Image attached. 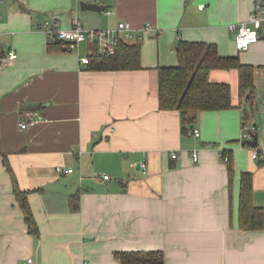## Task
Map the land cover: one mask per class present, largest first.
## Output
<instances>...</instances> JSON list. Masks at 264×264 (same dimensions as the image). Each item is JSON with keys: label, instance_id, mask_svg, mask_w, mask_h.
I'll list each match as a JSON object with an SVG mask.
<instances>
[{"label": "crops", "instance_id": "crops-1", "mask_svg": "<svg viewBox=\"0 0 264 264\" xmlns=\"http://www.w3.org/2000/svg\"><path fill=\"white\" fill-rule=\"evenodd\" d=\"M81 1H0V264H122L115 252L128 250L163 251V264H264V228L240 224L243 171L252 172L253 202L264 207V152L254 157L242 143L255 127L264 145V37L237 50L230 28L247 21L254 0H85L107 5L101 13ZM75 16L91 28L125 20L162 32L129 41L141 43L142 68L90 69L81 60L87 43L50 49L36 28L48 17L68 28ZM182 39L217 43L221 54L253 64V104L237 68H216L210 80L230 83L233 107L202 110L189 126L179 109H162L159 68L179 63ZM11 50L17 57L4 62ZM25 109L42 118L23 129Z\"/></svg>", "mask_w": 264, "mask_h": 264}, {"label": "trees", "instance_id": "trees-1", "mask_svg": "<svg viewBox=\"0 0 264 264\" xmlns=\"http://www.w3.org/2000/svg\"><path fill=\"white\" fill-rule=\"evenodd\" d=\"M50 49L54 45L66 47L63 41H49ZM179 63L159 68V99L164 110L179 109L185 126L192 125L202 110H218L233 107L232 89L228 82L210 80V72L216 68H237L240 71V92L246 95L253 104L256 90L255 67L245 63L238 55H223L217 43L206 41L180 40L177 47ZM90 69L118 70L139 69L141 62V43L122 41L114 53L102 54L94 47L91 60L87 63ZM27 109L24 110V113ZM36 110V109H28ZM246 120L249 114L245 116ZM0 147V153H1ZM230 173L233 175L231 157ZM15 193L24 210L29 231L39 232L27 191L22 190L15 179ZM76 207V204H75ZM240 224L244 229L264 228V207L253 202L252 172L245 170L241 174L240 185ZM115 255L122 264H163V251H116Z\"/></svg>", "mask_w": 264, "mask_h": 264}, {"label": "built area", "instance_id": "built-area-1", "mask_svg": "<svg viewBox=\"0 0 264 264\" xmlns=\"http://www.w3.org/2000/svg\"><path fill=\"white\" fill-rule=\"evenodd\" d=\"M36 28L46 32L48 41H63L69 49H78L83 42L87 43L89 46L88 54L81 57L83 63L90 62L95 46L98 47L102 54L114 53L122 41L129 42L136 34L139 37H143L144 35L162 32L161 27L154 25L152 22H146L143 27L136 29L130 22L125 20H120L115 27L91 28L77 16L73 17L72 25L68 28L58 26V20L52 17L45 19L41 23H37ZM230 28L231 30H237L236 46L238 50H247L251 44L264 37V0H254L253 8L247 21L240 24L233 23L230 25ZM16 57L17 53L11 50L9 55L4 58V62L13 60ZM2 64L4 63L0 64V69L3 66ZM41 118L42 116L38 110H26L19 121V125L24 129L36 124ZM254 130L255 127H252L244 132L242 143H245L246 140L253 137ZM193 132L195 135H200L199 128H194ZM263 149H255L253 156L257 157ZM191 154L195 161L200 159V152L197 149H193ZM172 156L176 158L178 157V153L172 152ZM224 158L226 160L229 159L228 156ZM56 169L58 172L73 171L72 167L63 168L61 165H58ZM140 169L143 172H147V164L145 161H141ZM101 176L104 179L110 178L107 172H104ZM24 264H35V260L33 257H29ZM88 264H91V262H88Z\"/></svg>", "mask_w": 264, "mask_h": 264}, {"label": "water", "instance_id": "water-1", "mask_svg": "<svg viewBox=\"0 0 264 264\" xmlns=\"http://www.w3.org/2000/svg\"><path fill=\"white\" fill-rule=\"evenodd\" d=\"M81 8L83 10H93V11L101 13L107 8V5L100 4L97 2H89V1L82 0L81 1ZM245 143L248 144L249 146H252V147L258 146V144H259V133L254 132L253 137L251 139L246 140Z\"/></svg>", "mask_w": 264, "mask_h": 264}, {"label": "rangeland", "instance_id": "rangeland-1", "mask_svg": "<svg viewBox=\"0 0 264 264\" xmlns=\"http://www.w3.org/2000/svg\"><path fill=\"white\" fill-rule=\"evenodd\" d=\"M49 18V17H48ZM45 20V19H44ZM43 20V21H44ZM238 50V49H237ZM263 147H264V145H262V139H261V141H260V144L255 148V149H257V148H262L263 149ZM263 152H264V149H263ZM64 168V167H63Z\"/></svg>", "mask_w": 264, "mask_h": 264}]
</instances>
